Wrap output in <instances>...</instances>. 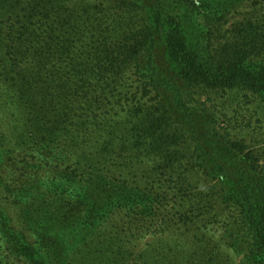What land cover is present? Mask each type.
<instances>
[{
	"label": "trees",
	"instance_id": "obj_1",
	"mask_svg": "<svg viewBox=\"0 0 264 264\" xmlns=\"http://www.w3.org/2000/svg\"><path fill=\"white\" fill-rule=\"evenodd\" d=\"M32 1L36 4L29 8L30 13L41 12L44 21L36 33L28 28L31 21L25 20L27 26H21L20 38L15 42L35 45L22 49L14 42L4 50L3 57L8 55L12 60L9 69L15 70L13 80L17 82L21 77L27 108L36 116H46L49 125L57 127L51 131L49 141L57 144V138L61 139L57 132H61L67 152L78 150L80 154L76 155L74 176H65L66 188L43 194L38 207L22 212L23 222L54 244L64 237L69 244L81 239L76 245L90 239L98 261L118 264L119 256H124L117 245L121 242L105 234L103 228L110 210H123L128 226L140 227L156 216L162 203L152 191L130 188L128 181L110 183V170H103L109 160L105 158L103 169H98L94 155L88 152L90 142L85 133L94 127L99 130L100 115L105 116L119 102L111 100L123 75L130 70L139 80L137 85L154 94V101L138 105L130 113V147L124 146L121 153L131 148L133 159L153 154L162 169L170 173L176 168L174 164L180 163L178 158L172 161L167 148L174 141L166 133V122L183 129L198 164L220 183L222 204L236 210L235 224L244 245L242 264H264V177L256 163L243 155L240 145L215 134L206 122V114H197L182 99L189 89L203 86L242 90L264 102V27L249 25L240 31L242 37L236 39L234 31L233 38L216 45L215 35L209 30L217 23L213 18L219 21L229 10L214 6L219 0H106L122 11L125 2L142 13L139 27L117 24L126 31L114 44L108 42L99 25L88 31L87 19H83L86 12L78 15L62 10L60 0ZM201 15L205 22H200ZM208 26L205 34L203 30ZM91 33L92 45L78 52L77 45ZM37 125L34 122L31 127ZM167 175V181L171 180V174ZM71 183H81L82 187L75 192ZM94 189L100 192L96 195ZM63 204L76 213L70 217L57 215ZM68 219V226L57 229ZM7 220L0 215V264H4V254L26 264H49L25 233L15 231ZM64 228L69 232L62 233ZM53 257L60 259L58 254Z\"/></svg>",
	"mask_w": 264,
	"mask_h": 264
},
{
	"label": "rangeland",
	"instance_id": "obj_2",
	"mask_svg": "<svg viewBox=\"0 0 264 264\" xmlns=\"http://www.w3.org/2000/svg\"><path fill=\"white\" fill-rule=\"evenodd\" d=\"M35 4L30 0H0V215L8 218L7 223L15 231L24 232L28 242L47 258L49 264H104L98 261L95 244L90 239L85 238L83 245H76L82 240L69 244L68 238L64 237L57 241V245L49 238H41L40 232L23 222L22 212L26 209L31 212L38 207L37 201L43 194L55 190L59 193L66 188L65 176H74L76 155L80 154L78 150L67 152L65 135L61 132H57L61 135L59 140L56 137L57 144L49 141L51 131L57 127L49 125L46 116H36L27 108L21 92V77L17 82L13 80L15 70L9 69L12 60L8 55L3 57L4 50L20 38L19 29L23 24L27 26L25 20L31 21L30 30L39 33L41 20L44 21L41 12L31 14L29 11ZM60 4L62 10H72L78 15L86 12L83 19H87L88 31L99 25L108 42L114 44L126 31V27L121 29L118 23L134 28L142 21L140 10L127 6L125 2L123 11L110 6L106 0H60ZM218 5L227 7L228 12L219 21L213 18L217 23L212 30L209 26L203 30L205 34L207 29L214 33L216 45L233 38L234 31L237 32L236 39L242 37L240 31L249 25L264 27L262 0H219L214 6ZM204 18L201 15L200 22ZM14 31L16 35L12 33ZM91 37L92 33L85 37V42L77 45L78 52L92 45ZM21 41L15 42L16 48L35 45ZM138 82L136 75L127 71L120 81V88L114 93L115 99L111 100L119 102L105 116L100 112L99 130L94 127L85 133L90 142L88 152L96 160L95 167L103 169L102 161L109 160L104 161L107 169L103 170H110V183L128 181L130 188L150 190L162 203L156 216L140 227L128 226L123 210H110L111 215L103 228L105 234L121 242L116 243L124 251V256H119L117 263L242 264L244 245L235 224L236 210L222 204L220 183L198 164L194 147L183 129L166 122V133L176 142H171L167 148L172 161L176 162L178 158L180 163L174 164L176 168L170 173L162 169L158 157L153 154L144 153L133 159L131 148L121 153L124 146L130 147L133 121L130 113L136 106H147L154 101V94L146 92L137 85ZM187 93L182 97L186 106L197 114H206V122L210 123L213 132L240 145L243 155L256 163L264 177V102L237 89L221 91L198 86ZM34 122L38 127H31ZM167 174H171V180L167 181ZM80 187L81 183L73 185L72 189L75 191ZM99 192L93 191L96 195ZM62 207L56 213L59 216L70 217L76 213L70 210V206L63 204ZM65 212L68 213L65 215ZM68 221L57 229L68 226ZM61 232H69V229L64 228ZM54 254L60 259L54 258ZM3 263L26 264L24 260L7 254H4Z\"/></svg>",
	"mask_w": 264,
	"mask_h": 264
}]
</instances>
